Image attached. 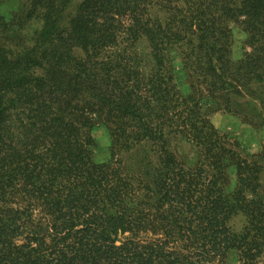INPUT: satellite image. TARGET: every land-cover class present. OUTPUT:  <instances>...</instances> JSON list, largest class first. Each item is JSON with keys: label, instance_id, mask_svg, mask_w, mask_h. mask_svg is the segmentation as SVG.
<instances>
[{"label": "trees", "instance_id": "obj_1", "mask_svg": "<svg viewBox=\"0 0 264 264\" xmlns=\"http://www.w3.org/2000/svg\"><path fill=\"white\" fill-rule=\"evenodd\" d=\"M19 12L0 18V264H264V155L210 118L264 120V0H29ZM32 19L29 44L16 25ZM231 20L247 34L237 62ZM181 46L187 93L169 54Z\"/></svg>", "mask_w": 264, "mask_h": 264}, {"label": "rangeland", "instance_id": "obj_2", "mask_svg": "<svg viewBox=\"0 0 264 264\" xmlns=\"http://www.w3.org/2000/svg\"><path fill=\"white\" fill-rule=\"evenodd\" d=\"M28 1L29 0H0V18L13 24L12 21H15L17 16L21 14V12H19V6ZM229 25L232 31L231 57L233 61L237 62L244 55L247 34L236 20H231ZM41 27L42 21L40 19H32L26 22L18 20L16 31L21 37L24 36V39L26 38L29 44H32L37 43ZM138 48L142 51L148 50L149 44L146 38L141 40ZM184 49L183 46H181V48H173L170 49L169 54L171 56L178 86L182 92L187 93L189 91L188 70L185 68L181 57ZM210 118L218 128L235 136L251 152L264 155V120L254 117L250 120L244 118L241 114L225 110H213L210 114ZM91 135L94 139L92 158L98 162L108 161L111 156V138L102 120H97L93 124ZM177 151L185 159L191 158L194 153L192 146L185 142L179 143ZM260 161L264 166V156L260 158ZM261 182L262 186L259 190V196L264 201V169L261 173ZM235 223L240 224L241 220L238 218L235 220ZM234 258L235 255L231 254L230 259L233 260Z\"/></svg>", "mask_w": 264, "mask_h": 264}]
</instances>
